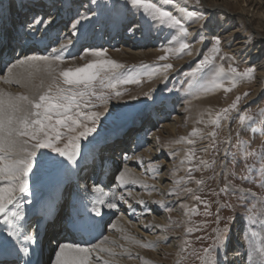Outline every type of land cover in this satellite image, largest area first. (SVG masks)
<instances>
[{"label": "rangeland", "instance_id": "374dc122", "mask_svg": "<svg viewBox=\"0 0 264 264\" xmlns=\"http://www.w3.org/2000/svg\"><path fill=\"white\" fill-rule=\"evenodd\" d=\"M15 1L19 3V7H21V3L25 5L23 8H26L24 11L26 14H33L34 9L36 11L34 18L39 17L41 12H44L43 16L46 18L48 13L57 14L61 11L62 17L60 23L56 26L58 31L56 32V29L52 30L49 28L50 26L46 25L41 31L43 35L39 34V37L44 38L54 32L59 33L55 36V40L50 41L48 39V45L45 47L41 42L42 39L36 40V42L38 41L36 48L39 49V53H44L43 55H51V51L55 46H58L64 40H68L67 42L70 40L71 46L62 52L64 57L62 68L83 66L85 63L96 59L90 52H86L87 47L104 49L107 51L108 59L124 64L125 69L122 71L131 70V76L138 77L141 81L140 83L119 84L116 89L121 92L119 97L115 95L116 90H105L110 96L106 102L107 106L96 110L104 111L106 114L100 121L96 142L91 147L83 148L80 167L75 171L77 178L85 174L88 175L90 169L97 165L94 156L97 153L101 154L107 151L110 145H119L124 148H122L123 151L128 150L133 137L127 138V134L133 133L134 128H139L146 119L158 118L160 126L157 129V134L160 145L172 149L178 148L173 152L165 153L154 161H149L147 167V157L142 155L138 157L137 164L133 166L136 170L138 169L137 171L148 172L149 174H145L153 184H157L159 176H166L161 184L163 186L167 185L169 191L164 193L163 196H161L160 188L155 187V185L153 188H146L133 184L131 188H125V186L122 187L119 183H116L119 189L116 197L124 195L131 205V207L128 205L124 207L125 203L118 200L121 201L120 208L127 210L126 217L128 219L127 221L124 220L120 227L113 232L115 235L113 240L115 239L117 244L109 246L114 247L117 253H121L124 249L118 245L122 244L124 248H128L131 252L130 258L128 256L116 257L118 264H144L145 260L151 262V264H201L198 256L193 253L202 255V249L206 247L212 249V264H235V258L239 260L238 264H256L255 257L252 261L248 259L251 252L248 236L252 230L264 235V229L260 227V224L264 223V187L261 186L264 184V173L260 171L261 168H264V160H261L259 155L254 156L251 153L259 154L264 150V115L261 114L264 112V82L261 86L258 83L257 74L260 69H258L256 62L246 63L248 59L246 53L240 57L232 54V43L226 44L227 40L219 35V30L224 23L222 22L224 13L216 12L213 16H208L201 0L198 3L197 0H153V2L158 3V6L167 7L173 11L174 15L182 19L189 30L187 40L184 41L176 30L150 23L141 15L140 9L132 8L130 3H126V0H0V11L4 13L7 8V11L14 13L15 10L11 7L14 6ZM245 1H247V4L256 2L260 6L261 10L259 12L262 13L256 23L264 32V0ZM235 2L229 5L230 10H235L246 4L244 0H236ZM46 8L49 11L48 13ZM182 9L195 12L196 16L189 17L184 14ZM81 15L89 16L90 20L83 22V26L75 34L72 30L71 34L62 38L65 28L70 31L71 24ZM200 15H203L204 19L198 20L196 18ZM44 17L40 19L47 21L48 18L44 19ZM200 21L204 23L202 32L206 31V33H202L201 36H198L199 38L192 37L191 39L190 26ZM24 23L25 25L19 26L28 35L31 30L24 29L29 23L27 18H24ZM134 25L140 26L135 30L136 35L133 34ZM233 26H238V23H234ZM211 28L216 30L211 31ZM216 37L221 40L219 46L221 51L218 55H215L214 64L217 68L223 65L225 69L220 77L224 88L215 89L214 92L207 94L196 93L194 89L189 88V83H194L197 78L205 75V73H196V68L199 60L204 55H214L212 48L215 45ZM199 39H202V42H199ZM25 41L26 38L23 36L21 38L22 44ZM181 42L190 43L192 51L196 43H201L196 60L184 66H179L176 63L183 60V58L186 59L189 56L188 54L168 52L169 49L178 48ZM132 44L139 45L137 50L141 51L140 55L128 53L129 45ZM151 47H154L157 52L147 53ZM256 50L257 46H254L251 48L250 54H254ZM8 53L9 51L5 52V56L2 57L1 65L4 64L2 66V70H4H0L2 75L5 74L8 63L14 59L13 57L16 54H19V51L13 48L9 55ZM166 54L169 56L168 60L161 61L158 59ZM258 58L260 62H264V51ZM165 63H171L174 66L168 70L166 75L157 74L150 77L146 74L151 71V67ZM145 64L149 65L150 68H143L142 66ZM230 67H236L240 72H244L249 67L254 68V78L236 77L235 83L237 86L232 91L227 92L224 89L232 87L234 82ZM194 73H196L195 76ZM211 75L210 73L207 74L206 78H210ZM0 88L13 93L24 91L16 85H6L3 82L0 83ZM244 93H248V95L245 97ZM237 96L241 97L237 108L229 113L227 120L221 121L219 128L211 124L197 123L201 118V113H203V119L208 121L210 119L209 110L214 117L215 113L233 104ZM181 109L183 114H181ZM241 115L251 116L253 119L241 121L239 119ZM174 117H179L175 121L177 134H172L166 126L163 127ZM197 127L204 131L205 138L203 140L196 138L198 141L195 145L196 160L191 164L186 162L184 166H181L180 162L185 155V151L191 146L185 143H175V141L181 137H190L192 130ZM212 131L216 132L215 138L207 136V133ZM122 140H124L123 142L126 141L125 143L128 146H125ZM146 142L143 144H147ZM146 148L144 147V149ZM205 148H207V151H205ZM200 159L208 161L209 167L198 166ZM119 161L116 162L118 170L122 162ZM188 167L196 168L193 172L195 179L192 181L187 180ZM152 168L157 169L158 174L154 175L151 171ZM115 170L113 173L116 172ZM181 178H184L185 183L176 184V181ZM33 179L30 185L32 193L30 196L39 199L37 207L60 187L63 188L61 192L64 196L63 199H66L67 202L70 200V198L68 200L70 196H68V192L70 194L72 181L69 182L67 172L47 176L39 184L35 182V178ZM195 180H203L204 183L197 185ZM144 185L150 186L151 184L145 183ZM186 187L192 188L194 194L199 195L201 200L206 202L207 207L204 203L193 200L191 198L193 194L185 193L183 189ZM174 189L177 194H171ZM247 192L254 193L259 200L246 195ZM72 198L73 192H71V200ZM161 200L166 207L156 203L157 201L161 202ZM139 201H144V203H139ZM57 204L63 205V200H59ZM183 204H187L189 207H197L199 214H189L187 209L182 207ZM169 207L171 211L168 210ZM247 209H251V211ZM154 210L157 211L159 216L164 215L166 217V227L149 220L152 219ZM206 212L208 214H205ZM78 214L82 215V211ZM119 215L120 209L115 211L113 218ZM249 215H252L258 221L257 225L249 224ZM110 218L112 219V217ZM110 218L105 220V225L110 221L111 225L114 224V220H110ZM133 221L144 223L145 228L140 226V232L144 235L154 234L156 236V241H149L154 245L153 247H142L140 244L124 239V236L127 235L136 238L135 240H140L141 244L149 243L146 237L137 235L136 231L139 229L130 225ZM30 223H33V219L30 220ZM109 224L106 225L107 228L111 226ZM146 225L150 227H146ZM188 227L199 229V231L189 234L187 233ZM217 229L222 231L223 240L226 241V244L222 242L220 245H216ZM111 231L104 230L103 234L100 233L99 239H103ZM185 240H189L190 245L187 252H182L181 246ZM236 242L239 244L235 248L237 255L231 257L229 255L233 249L232 246L234 247Z\"/></svg>", "mask_w": 264, "mask_h": 264}, {"label": "snow or ice", "instance_id": "6c2138e0", "mask_svg": "<svg viewBox=\"0 0 264 264\" xmlns=\"http://www.w3.org/2000/svg\"><path fill=\"white\" fill-rule=\"evenodd\" d=\"M126 3H130L132 8L140 9L141 15L150 23L176 30L184 41L187 40L188 27L167 7L158 6V3L153 0H126ZM24 6L21 3V8ZM182 11L189 17L196 16L195 12H188L187 9H182ZM196 18L204 19L203 15ZM5 19V14L0 11V24ZM89 20L90 17L87 15L78 16L71 24L73 34L81 29L83 22ZM50 23L51 21L34 18L28 28L33 29L36 25L45 27ZM220 44V38L216 37L212 48L214 55H204L198 62L196 73H205V75L197 78L194 83H189V88L194 89L196 93L207 94L214 92L215 89L224 88L220 77L225 69L223 65L217 68L214 64L215 55L221 51ZM70 46L71 41L69 40L68 43H61L59 48L52 49L51 55L18 57L6 66L5 74L0 77L4 84L16 85L24 89V91L13 93L0 88V225H3V228H0V253H3L5 257H13L11 264H34L30 257L32 255L31 246L36 243V240L30 235V230L25 227L23 223L25 217L21 211L24 197L32 194L30 185L33 178L39 184L47 176H55L79 168L83 148L91 147L96 142L100 121L106 114L104 111L96 110L107 106L106 102L110 96L105 90H116L119 84L141 82L138 77L131 76V70L122 71L125 69L124 64L108 59L107 51L104 49H86V52H90L96 59L83 66L62 68L61 65L64 63L62 52ZM191 51L192 45L188 42H181L178 48L168 50L169 53L188 55H191ZM158 59L165 61L169 59V56L166 54ZM142 67L150 68L146 64ZM173 67L171 63L157 65L151 67V71L146 74L150 77L157 74L166 75ZM230 72L234 82L232 87L224 89L227 92L237 86L236 77L253 79L255 75V69L251 67L244 72H240L236 67H230ZM196 73L193 75L195 76ZM209 73L212 75L206 78ZM115 95L119 97L121 92L116 90ZM247 95L248 93H244L245 97ZM240 99L241 97L237 96L233 104L215 113L214 117L209 110L210 119L208 121L203 119V113H201V118L197 123L211 124L219 128L221 121L227 120L229 113L237 108ZM261 114L264 115V112ZM239 119L244 121L251 120L253 117L241 115ZM207 136L215 138L216 132H208ZM196 138L200 140L205 138V133L201 128H194L190 137H181L175 141V143H185L191 146L186 149L180 162L181 166H184L186 162L191 164L196 160L195 145L198 142ZM251 155H259L261 160H264V150L259 154L251 153ZM198 166L209 167V162L200 159ZM195 170L196 168L193 167L187 168L188 181L195 179L193 176ZM151 171L154 175L158 174L155 168ZM260 171L264 173V168ZM116 179L122 187L140 183L138 179L129 174L126 168L119 172ZM182 183H185L184 178L176 181L178 185ZM195 183L202 185L204 181L195 180ZM141 186L154 187L144 184ZM261 186L264 187V184ZM93 191L103 195V189L99 185H94ZM183 191L193 194L191 197L193 200L200 201L207 207L206 202L202 201L199 195H195L192 188L186 187ZM171 194H177L175 189ZM246 195L259 200L254 193L247 192ZM119 200L128 203L124 195H120ZM139 203H144V201H139ZM156 203L166 207L160 201ZM103 207L104 200L99 197L95 198L90 208L87 205L83 207L82 215L87 222L95 224L96 221L92 214L94 217L102 218ZM107 207L114 209L117 205L108 203ZM182 207L187 209L189 214H199L195 206L189 207L183 204ZM168 210L171 211V208L169 207ZM247 210L251 211V209ZM248 220L253 226L258 223L252 215L248 216ZM75 223H79V220L74 221ZM111 227L116 229L117 226L112 224ZM146 227L150 226L146 225ZM260 227L264 229V223H261ZM194 231H199V229L187 228L189 234ZM124 239L140 244L142 247L154 246L151 242L141 244L140 241L127 235ZM105 241H109V238L105 237L104 241L90 247H82L73 243L58 244L54 264H118L116 257H131L130 250L124 248V245H118L124 251L117 253L114 247H105ZM222 242L226 244L222 231L217 229L215 243L220 245ZM110 243L117 244L114 240ZM248 243L251 247L248 259L252 261L255 257L256 264H264V235L252 230L248 236ZM189 245L190 241L185 240L181 251L187 252ZM211 252L212 249L206 247L202 249V255L193 254L198 256L201 264H212ZM102 253L107 254L108 258L101 255ZM0 264H9V261L0 258ZM144 264H151V262L145 260Z\"/></svg>", "mask_w": 264, "mask_h": 264}, {"label": "bare ground", "instance_id": "6f19581e", "mask_svg": "<svg viewBox=\"0 0 264 264\" xmlns=\"http://www.w3.org/2000/svg\"><path fill=\"white\" fill-rule=\"evenodd\" d=\"M201 1L203 2L204 9L207 11L208 16H213L216 12H223L224 13V15L222 17V22H224V23L219 30V35H221L222 38H224V40H227L226 44L232 43V49H231L232 54L236 55L237 57H240L246 53L247 58H248L246 60V63L247 62H256L258 69H260L258 74H257V80H259L258 83L261 86V84L264 82V62H260V59L258 57L264 51V32L256 23L258 18H259V15L262 13V12H259L261 9H260V6L258 5V3L255 2L252 4H247V1L244 0V2L246 4H244L243 6L239 5L240 7L235 9V10H230L229 5L230 4L232 5V3L235 2L236 0H201ZM236 5H238V4H236ZM45 6L48 8L47 5H45ZM12 8L15 10L14 13L12 11H11L12 13L10 11H7V8L5 9L4 14L6 13L5 14L6 19L4 20V22L2 24H0V70H2V66L4 65V64L1 65V62H2V57L5 56V52L9 51V53H8V55H9L12 52L13 48H16L19 51V54H16L13 57L14 59H12V61H14L16 58L21 57L23 55H43L44 53L43 54L39 53L38 52L39 49L36 48V46L38 45L37 44L38 41L36 42V40L42 39L43 41H41V42H43V45H44L43 47H45L48 45V42H47L48 39L50 41L55 40V36L57 34H59V33H56L58 31L56 26L60 23V18L62 17L61 11H59L57 14H55L53 12L51 14V13H48L49 11H47L48 9L46 8V12L48 13L46 18L43 16L44 12H41L42 15L40 13L39 14L40 16L36 17V19L37 18L40 19L43 17H44V19L48 18L47 21H51V23L48 24V26H50L49 28H51L52 30L56 29L55 30L56 32H54L53 34H50L48 36H45L43 38L42 36L39 37V34H42L41 31L43 30V27H41L40 25H36L33 29H30L31 32H28V35H26L25 30H23L19 26V25H21V26L25 25L24 18H27V20L29 21L28 25L33 22V18L36 16L35 15L36 11L34 9L32 11L33 14H31V13L26 14L24 12L26 10V8L19 7V3L16 1L14 3V6L12 5L11 9ZM11 17H12V20L10 21ZM14 20H15V22H14ZM234 23H238V26H233ZM15 24H17V25H15ZM203 24L204 23L202 21H200V22L190 26L191 34H192L191 39H192V37L193 38L198 37V36H201L202 33H204V34L206 33V31L202 32V30L204 29ZM28 25H26V27L24 29L28 30L29 29ZM138 27H140V26H138ZM138 27L136 25H134V30H133L134 35H136L137 32L135 30ZM215 30H216L215 28H211V31H215ZM39 31H40V33H39ZM71 33H72V29L70 31H68L67 28H65L64 35L62 38H65L67 35H69ZM23 36H25V38H26V41L24 42V44H22V42H21V38ZM67 41L64 40L61 43H68ZM199 42H202V39ZM60 44H58V46H55L54 48H59ZM254 46H257V50L255 51L254 54H250V50ZM138 47H139L138 44L129 45L128 53H131L134 55H140L141 51L137 50ZM200 47H201V43H199V44L196 43V45L193 48L191 55L187 56L186 59L183 58V60L178 61L176 64L179 66H181V65L184 66V65L189 64L191 61L196 60L198 51L200 50ZM87 49H96V48L87 47ZM148 52L153 53V52H157V51L154 47H151L148 49L147 53ZM8 55H7V57H8ZM8 65H9V63H8ZM2 76L3 75L0 73V77H2ZM0 83H2V80H0ZM260 86H259V88H261ZM182 109L184 110V108H182ZM183 110L181 111V114H183L182 113ZM178 119H179V117H174L170 122L164 124L163 127L166 126V128L172 134H177V126H176L175 121ZM159 126H160V123H159L158 118L146 119V121L141 123V126H139V128H137V127L134 128L135 130L133 133L127 134V138H129L130 136L133 137L132 141H130L129 146L127 145V143H125L126 141L123 142L124 140H122L123 144L125 146L126 145L128 146V150L126 149L127 151L126 150L123 151L122 150L123 147H121L119 145H117V146L110 145V147L107 151H105L101 154L97 153L96 156H94V158L96 159L95 162L97 165H94L93 168L90 169V173L88 175L85 174V175L81 176L80 178H77V175L75 174L76 170L67 172L69 182L72 181V187L70 188V194L68 192V196L70 195L68 197V200H69V198L71 200V192H73V198H72L71 203H69V201L67 202L66 199H63L64 196L61 193L63 191L62 187L56 189V192L54 191V193H52L49 198L43 200V202L41 201L42 204L38 205V207H37V203H38L39 199H34L31 196L24 197V202L22 204V209H21V211L23 212L24 217H25V220L23 221V223L25 224V227L30 230V235H32L34 237V239L36 240V243L31 246V251H32V255L30 257L31 259L34 255L35 251L37 250V247H39V244H40L41 255H42V257H44V259H43L44 264H52V261L53 260L55 261V258H52V256H50L48 253H50L52 251H57L58 250L57 249L58 244L72 243L74 241L75 242L77 241V244H79L82 247H90L94 244H98L101 241H104V238L108 237L109 241H105L104 246L109 247V245H111L110 241H113V238L115 236L113 234V232L117 228L120 227L121 223H123L124 220L127 221V219H128L126 217V211L127 210L125 211V208L124 209L120 208L121 206H119V205H120L121 201L119 202L118 201L119 197L118 198L116 197V194L119 191V189L117 188V184H116L119 182L117 181L116 177L118 176L119 171H122L125 168L128 170L129 174L133 178H136L140 181V183H137L136 185H141V184H145V183H149L152 186L155 185V187L157 186L160 188L161 196H163L164 193L169 191V188H167V185L163 186L161 184V181L163 179H166V176H164V175L159 176V181L157 182V184H153V182H151L150 179L147 177V174H145L148 172L145 171V173H144V171H137L138 169L136 170L133 167L134 165L137 164L138 157H141L142 155H144V157L145 156L147 157V163H146V167H147L149 161H152V160L154 161L155 159L160 158L165 153L173 152L176 149H178V148L172 149L171 147H163L162 145L159 144L158 134H157V129L159 128ZM145 141H147L146 142L147 144H143ZM144 147H147V148L144 149ZM131 148H132V150H131ZM135 149H137V150H135ZM117 161H119V162L122 161L120 163L119 170L117 169V166H116ZM111 166H113V167H111ZM114 169H116L115 173H113ZM91 179H92V182H91ZM94 185H99L103 189V195L101 193H96L93 191ZM132 185L133 184H129V185L125 186V188H127V187L131 188ZM138 187H140V186H138ZM145 190H147V189H145ZM98 197L102 198L104 200L103 217L102 218L101 217H94V214H92L94 220L96 221L95 224H92V223L87 222L84 219L83 215H80L78 213L80 211H83L84 204L90 208L91 202L95 198H98ZM59 200L60 201L63 200V205L60 206L59 204H57L59 202ZM173 201H175V200H173ZM161 202H162V200H161ZM108 203H115L117 205V207L114 209H110L107 207ZM70 204H71V207L69 208ZM126 205L129 206L130 203H128V204L125 203L124 207ZM64 207H65V209L68 210L67 212L64 210ZM119 209H120V215L115 216L113 218V214L115 213L116 210H119ZM110 217H112V219ZM108 218H110V220H114V224H116V226H117L116 229H113L111 226H109L108 228L106 227V225L111 222L110 221L105 225L104 222ZM151 218L152 219H149V220L154 221L156 224L161 225L163 227L167 226L166 217L164 215L159 216L157 214V211L154 210V215H152ZM31 219H33L32 224L30 223ZM62 219L67 222L66 226H65V222L63 223L64 225L61 223ZM77 219L79 220V223L74 224V226L72 228L73 231L68 230L67 228H71L73 225V224L69 225L68 221H69V223L70 222L74 223V221H76ZM133 223H131L130 225L132 227H136L139 229L138 231H136L138 236L146 237L148 239V242L149 241H156L157 238L154 234L147 236V235H144L143 233L140 232V228H141L140 226L144 227V223H140V221L139 222L133 221ZM38 225L40 226V228ZM109 225H111V223ZM0 228H3V225H0ZM104 230H106V231L112 230V231L109 232V234L107 236H105L103 239H99L101 236L100 233L103 234ZM36 231L38 232V234L36 236H34V233ZM69 234H70V236H69ZM162 239H164V238H162ZM70 241H72V242H70ZM138 241H140V240H138ZM158 241H160V240H158ZM241 241H239V242H241ZM238 245L239 244L236 242V245H234V247L232 246L233 249L231 250V254L229 256L235 257L237 255L235 253L236 252L235 248H237ZM55 248L57 250H55ZM54 254H55V252H54ZM2 255H4V254L0 253V256H2ZM101 255H104L105 258H108L107 254H105V253H102ZM235 262H236L235 264H238L239 260L237 258H235Z\"/></svg>", "mask_w": 264, "mask_h": 264}]
</instances>
